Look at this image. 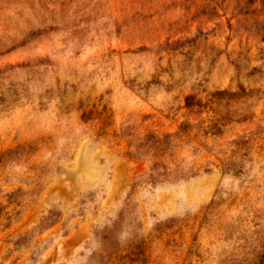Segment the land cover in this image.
<instances>
[{"label": "rangeland", "instance_id": "374dc122", "mask_svg": "<svg viewBox=\"0 0 264 264\" xmlns=\"http://www.w3.org/2000/svg\"><path fill=\"white\" fill-rule=\"evenodd\" d=\"M262 254L264 0H0V264Z\"/></svg>", "mask_w": 264, "mask_h": 264}, {"label": "trees", "instance_id": "16d2710c", "mask_svg": "<svg viewBox=\"0 0 264 264\" xmlns=\"http://www.w3.org/2000/svg\"><path fill=\"white\" fill-rule=\"evenodd\" d=\"M248 144H249L248 140H241V141L234 142V146L236 150L238 149V150L247 151L246 154H243V156L247 155L250 150V146H248ZM233 152H237V151H233ZM236 165L237 164L232 161L226 162L225 163V173L230 174L232 171L236 169L235 168ZM162 168L163 166L160 165V163H153L151 165L149 172L147 174V180H149L151 184H155V183L162 184L164 182L163 180L161 181L160 179L162 176L164 178L166 177L165 181L169 179L168 177L170 176L171 173L166 172L167 170L165 168H163L164 172H160ZM180 179H182V177H178V178H175L174 180H170V181L167 180V181H169L172 184H177ZM260 262L264 264V254L260 256Z\"/></svg>", "mask_w": 264, "mask_h": 264}]
</instances>
